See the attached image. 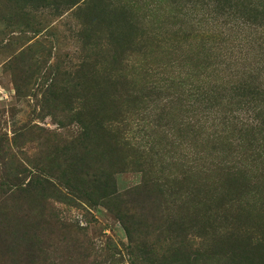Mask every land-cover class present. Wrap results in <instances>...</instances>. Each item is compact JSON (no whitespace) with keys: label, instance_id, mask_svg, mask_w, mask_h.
Listing matches in <instances>:
<instances>
[{"label":"rangeland","instance_id":"374dc122","mask_svg":"<svg viewBox=\"0 0 264 264\" xmlns=\"http://www.w3.org/2000/svg\"><path fill=\"white\" fill-rule=\"evenodd\" d=\"M0 264H264V0H0Z\"/></svg>","mask_w":264,"mask_h":264},{"label":"trees","instance_id":"16d2710c","mask_svg":"<svg viewBox=\"0 0 264 264\" xmlns=\"http://www.w3.org/2000/svg\"><path fill=\"white\" fill-rule=\"evenodd\" d=\"M126 24H128V22L126 23ZM129 28H132L133 27V24H129V26H128ZM87 30L85 29L84 30V33L86 32ZM87 35V34H86ZM87 36H89V35H87ZM205 94H206V92H205ZM206 96V95H205ZM204 100H206V97L204 98ZM88 122H91L90 120H88ZM89 124H91V123H89ZM94 125V124H93ZM89 128V127H88ZM159 179H154V178H149L148 179V181L149 182H147V184L149 185V183H150V185L151 186H155V187H161L163 184H161L159 181H158ZM147 184L145 185V186H147ZM177 184H178V186H182V182L181 181H177ZM111 194H113V195H116V191H113V192H110Z\"/></svg>","mask_w":264,"mask_h":264}]
</instances>
